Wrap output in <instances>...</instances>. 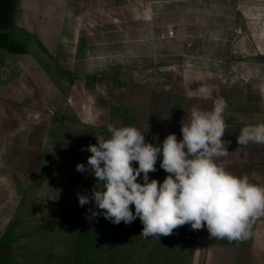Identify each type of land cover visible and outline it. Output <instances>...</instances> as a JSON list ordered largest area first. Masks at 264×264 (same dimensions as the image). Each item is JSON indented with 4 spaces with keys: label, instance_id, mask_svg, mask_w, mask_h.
Here are the masks:
<instances>
[{
    "label": "crops",
    "instance_id": "0c3cea01",
    "mask_svg": "<svg viewBox=\"0 0 264 264\" xmlns=\"http://www.w3.org/2000/svg\"><path fill=\"white\" fill-rule=\"evenodd\" d=\"M0 54L53 102L111 78L125 99L110 125L156 146L223 98L231 143L217 163L264 186V144L237 143L264 123V0H0ZM194 232L191 264H264V216L239 241Z\"/></svg>",
    "mask_w": 264,
    "mask_h": 264
},
{
    "label": "rangeland",
    "instance_id": "374dc122",
    "mask_svg": "<svg viewBox=\"0 0 264 264\" xmlns=\"http://www.w3.org/2000/svg\"><path fill=\"white\" fill-rule=\"evenodd\" d=\"M13 65L0 54V263L191 264L196 237L190 225L144 237L139 218L117 225L94 200L79 204L78 194L91 198L102 185L76 165L88 167L87 147L97 144L96 136L107 139L110 117L124 111V94L111 88L112 79L58 103L32 90L33 79ZM161 161L158 155L149 182L168 175ZM137 182H144L143 173Z\"/></svg>",
    "mask_w": 264,
    "mask_h": 264
},
{
    "label": "clouds",
    "instance_id": "9594fccd",
    "mask_svg": "<svg viewBox=\"0 0 264 264\" xmlns=\"http://www.w3.org/2000/svg\"><path fill=\"white\" fill-rule=\"evenodd\" d=\"M227 107L223 98L217 99L211 110L193 106L188 123H181L182 140L168 134L162 146L146 143L145 134L135 126L109 125L110 136H96L97 144L87 147L91 153L88 167L76 165L78 172L89 171L102 185V190L94 188L91 198L78 194L79 204L94 200L104 218L117 225L139 218L144 237L169 236L188 224L192 230L206 225L213 238L230 242L246 239L251 222L264 216V186L217 163L228 154L231 143L223 139ZM237 143L264 144V123L244 126ZM161 154L160 167L168 175L162 183L156 179L149 182L148 174L156 171ZM142 173L144 182L138 183ZM99 214L92 212V217Z\"/></svg>",
    "mask_w": 264,
    "mask_h": 264
},
{
    "label": "built area",
    "instance_id": "2783aa9c",
    "mask_svg": "<svg viewBox=\"0 0 264 264\" xmlns=\"http://www.w3.org/2000/svg\"><path fill=\"white\" fill-rule=\"evenodd\" d=\"M169 35L174 36V30H170Z\"/></svg>",
    "mask_w": 264,
    "mask_h": 264
}]
</instances>
